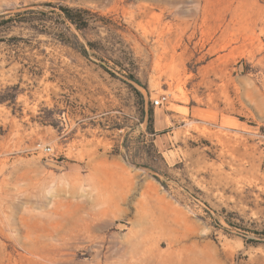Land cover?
<instances>
[{"label": "rangeland", "instance_id": "374dc122", "mask_svg": "<svg viewBox=\"0 0 264 264\" xmlns=\"http://www.w3.org/2000/svg\"><path fill=\"white\" fill-rule=\"evenodd\" d=\"M0 16V264H264L246 243L264 232V0H0ZM126 72L146 103L167 95L152 136ZM120 167V211L98 215L93 184ZM69 216L90 228L60 234Z\"/></svg>", "mask_w": 264, "mask_h": 264}, {"label": "trees", "instance_id": "16d2710c", "mask_svg": "<svg viewBox=\"0 0 264 264\" xmlns=\"http://www.w3.org/2000/svg\"><path fill=\"white\" fill-rule=\"evenodd\" d=\"M48 7H52L55 8L57 7V9L60 12V16L63 19V22H67L68 24H70L72 27H74L75 30L77 31H84L88 28L89 26V18L88 15L92 14L90 13L88 10L82 9V8H70V7H63V6H58V5H53V4H45ZM31 13V12H30ZM5 16H0V20L1 21H8L9 19H4ZM66 34V32L61 31V36H58V40L62 43L65 44V40L63 39V35ZM55 35V34H54ZM87 46L92 49V50H97L99 49L98 47L100 46L99 42H87ZM80 53L85 56L87 55L86 49L83 45H80ZM101 59L104 60H111L109 58H107L106 56L102 55L100 57ZM114 63V65L121 67L120 63L118 61L113 60L112 61ZM123 70L122 68L120 69V71ZM111 76L114 77L113 74L109 73ZM127 78H129L131 81H134L138 86H140L142 89H146L141 82H139L138 79L135 78V76L131 73L126 72L124 74ZM125 85H127V87L129 88L130 94L132 95L133 98V106L135 108L136 111V116H137V123H146V127H145V132L143 135H149L152 136L154 135V128H153V108L152 105L150 103H146L145 98L143 93L133 87L132 85L128 84L127 82L121 80ZM7 89H15V87H11V88H7ZM13 100H15V97L13 96L12 98ZM112 128L118 129V130H125L126 126L125 125H118V126H112ZM129 132H126V134L124 135V138L127 139ZM123 147L125 149V153L123 155V159L129 163V164H133L135 166H139L140 164L134 162V161H130L128 159V145L127 143H123ZM146 147L148 149H152L153 147V143L151 140H149L146 143ZM144 147H138V149L135 151V155L137 154L140 155L138 157H141L142 152H144ZM140 153V154H139ZM145 154L148 153V150L146 149ZM224 221L227 223V225H229L230 227H232L236 233L242 237H245L246 234L245 232H251V230H248L247 228L241 226L240 224H234L231 222V220L229 218H226L224 216H222ZM256 240L253 239H247L246 243H253V244H259V243H264V232L260 231H252L251 232Z\"/></svg>", "mask_w": 264, "mask_h": 264}, {"label": "bare ground", "instance_id": "6f19581e", "mask_svg": "<svg viewBox=\"0 0 264 264\" xmlns=\"http://www.w3.org/2000/svg\"><path fill=\"white\" fill-rule=\"evenodd\" d=\"M123 171H124L123 167H120V170L113 168L110 170L108 177L104 176L105 178L104 180L95 182L93 184L94 188L97 189V192H98L97 202L101 205V208L97 211L98 215H108V214H114V213L116 214V212L120 211L119 203H121L120 201L123 198L124 193L127 191V190L125 191L126 187H124L125 183L123 182V179L120 180V175L122 174ZM81 207H85V205L84 206L82 205ZM69 218L71 219H69L68 221L64 219L60 221L59 223L60 225L59 233L60 234L78 235L79 233L76 232L78 230L77 229L78 227L79 228L82 227L87 230L88 228H90V222H89L90 220H88L87 218L76 217V216H73V217L69 216ZM161 222L162 220H159V219L155 221H151L149 225L145 227V229L146 230H150V229L156 230L158 228H161L160 226L162 225Z\"/></svg>", "mask_w": 264, "mask_h": 264}, {"label": "built area", "instance_id": "2783aa9c", "mask_svg": "<svg viewBox=\"0 0 264 264\" xmlns=\"http://www.w3.org/2000/svg\"><path fill=\"white\" fill-rule=\"evenodd\" d=\"M166 101H167V95H165V94H162V95H160V96H157L155 99H152L151 100V105L153 106V107H160V106H162L164 103H166ZM36 148H39V149H42L43 151H50V148H48V147H44V146H42L41 144H38L37 146H36Z\"/></svg>", "mask_w": 264, "mask_h": 264}, {"label": "water", "instance_id": "95a60500", "mask_svg": "<svg viewBox=\"0 0 264 264\" xmlns=\"http://www.w3.org/2000/svg\"><path fill=\"white\" fill-rule=\"evenodd\" d=\"M119 77H120L123 81H125V82H127L128 84L132 85L133 87H135V88H137V89H140V88H141V87L138 86L134 81H131L129 78H127L125 75L120 74ZM144 98H145V97H144Z\"/></svg>", "mask_w": 264, "mask_h": 264}]
</instances>
